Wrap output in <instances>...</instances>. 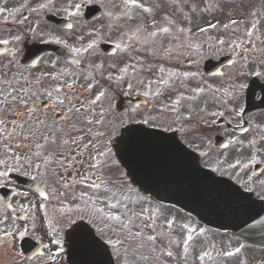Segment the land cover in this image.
<instances>
[{
    "label": "flooded vegetation",
    "instance_id": "af4514ba",
    "mask_svg": "<svg viewBox=\"0 0 264 264\" xmlns=\"http://www.w3.org/2000/svg\"><path fill=\"white\" fill-rule=\"evenodd\" d=\"M88 4H98L101 14L88 19ZM108 4L109 0H0V41H8L0 43V93L29 90L37 97L36 117L45 121L36 124V117H31L25 124L24 118L15 117L11 97L6 106L0 104L6 107L0 119L7 121L0 125V174L7 173L0 175V264H69L64 230L78 220L104 238L83 214L63 221L61 227L59 218L50 222L48 215L54 206L80 201L90 210L97 202L103 204L106 191L121 192L116 202L127 201L129 189L137 191L112 149L130 125L173 134L206 168L264 194L261 30L248 35L244 27L243 39L235 35L229 41L206 38L166 46L160 39H146L119 45L110 40ZM49 14L65 20L55 24L46 18ZM43 43L59 47L73 61L41 53L36 44ZM104 44L114 48L105 49ZM221 58L220 65L204 70L206 60Z\"/></svg>",
    "mask_w": 264,
    "mask_h": 264
},
{
    "label": "rangeland",
    "instance_id": "374dc122",
    "mask_svg": "<svg viewBox=\"0 0 264 264\" xmlns=\"http://www.w3.org/2000/svg\"><path fill=\"white\" fill-rule=\"evenodd\" d=\"M238 1L241 3L234 8L235 14L229 15L230 10L222 0H136V4L109 0L108 6L117 12L110 21V40L126 45L131 41L141 44L146 39H160L166 46L179 42L201 43L206 38H227L229 41L235 35L243 39L241 29L244 27L248 35L259 28L264 37V0ZM252 25L254 28L250 29ZM164 28L168 31H162ZM152 33L155 35H147ZM224 49L229 50V47ZM118 193L120 196L117 190L106 191L104 206L97 202L90 210L84 208L81 201L54 206L48 219L51 222L59 218L61 224L57 226L61 227L63 221L77 219L83 214L113 245V254L120 264H264V252H250L229 234H218L172 207L151 202L130 191L126 194L133 195L129 198L133 201L119 198L116 202ZM117 213H122L123 219ZM35 221L39 222V217ZM149 236L154 239L149 240ZM226 252L233 255L226 256Z\"/></svg>",
    "mask_w": 264,
    "mask_h": 264
},
{
    "label": "water",
    "instance_id": "95a60500",
    "mask_svg": "<svg viewBox=\"0 0 264 264\" xmlns=\"http://www.w3.org/2000/svg\"><path fill=\"white\" fill-rule=\"evenodd\" d=\"M123 137L120 136L114 146L120 163L125 162V157L121 154ZM160 140L167 142L164 136ZM176 144V154L171 158L177 161L176 168L161 166L162 168H156L155 171H144V181L134 182L139 190L158 201L175 205L204 225L219 230H231L249 243L264 245V215L252 204L250 196L238 191L225 180L213 177L199 166L193 155L185 152L177 142ZM182 162V166L186 164L188 167V172L182 168ZM89 234L91 241L98 242L101 247L88 240ZM67 239L73 263L114 264L105 244L85 225H74L68 231Z\"/></svg>",
    "mask_w": 264,
    "mask_h": 264
},
{
    "label": "snow or ice",
    "instance_id": "6c2138e0",
    "mask_svg": "<svg viewBox=\"0 0 264 264\" xmlns=\"http://www.w3.org/2000/svg\"><path fill=\"white\" fill-rule=\"evenodd\" d=\"M125 3H132V4H136V0H125ZM46 5H41L40 7H45ZM76 9H80L81 5L80 4H76L75 5ZM0 11H3V9H0ZM76 13H73V15H75ZM232 23H235V21H233ZM68 27H71V25H68ZM225 27H227V25H225ZM162 31L164 32H167L168 29L164 28L162 29ZM152 35H155V33H152ZM0 43L2 44H7L8 41L4 40V41H0ZM89 48L92 47L91 44H89L88 46ZM72 51L74 52H78L79 49H72ZM9 84V88H11V82H8ZM55 91L57 93H59L60 89L59 88H56ZM18 94H13L12 91H5L3 93H0V95L4 96V100L3 101H0V104H4L5 106L7 105L8 103V97H11V104L14 106L13 107V115L15 117H21V118H24V122L25 124L28 123V119L31 118V117H36V111H37V97L35 95H33L29 90L27 89H24V88H20L17 90ZM102 95V94H101ZM48 96L49 98H52V93L49 92L48 93ZM100 99V95H98L96 97L95 100L92 101L93 104L96 103V101H98ZM61 103H63V101H61ZM31 105V106H30ZM6 110V107L5 108H0V113H2L3 111ZM80 109H75V112L76 113H79ZM7 121L4 120V119H0V125H3V124H6ZM35 123L36 124H40V125H44L45 124V121L44 120H41L39 117H36L35 119ZM89 123H91V121H89ZM96 123H100V121H96ZM29 132L31 135H35V132H33L31 129H29ZM71 142L73 144H76V140L73 138L71 139ZM54 144H58L59 142L57 141H54L53 142ZM63 144L67 145L68 144V141H63ZM39 147V145H37ZM79 147V145H77ZM85 147H87V145H85ZM102 154V153H101ZM0 163H3L2 161H0ZM0 175H4L6 176L7 173H2ZM94 187H97L98 185H93ZM41 195H43V193H41ZM41 207L43 208L44 205H41ZM112 219H119V217H112ZM11 234L10 233H5V236H10ZM19 235L21 237H23L25 235L24 232H20ZM136 235H140L139 233H136ZM149 240H153L154 237L152 236H149L148 237ZM189 239H191V237H189ZM88 240H90V242L92 243H96L97 244V247H101L98 242L96 241H91V235L89 234L88 235ZM52 243L53 244H59L60 242L58 240H52ZM116 243H119V241H117ZM185 244L187 243V241L184 242ZM46 247V246H45ZM60 251V249L58 248L57 249V253ZM240 249H236V252H239ZM168 255H171V253H168ZM224 255L226 256H231L233 255V253L231 252H226L224 253ZM49 259H52V257H49Z\"/></svg>",
    "mask_w": 264,
    "mask_h": 264
}]
</instances>
